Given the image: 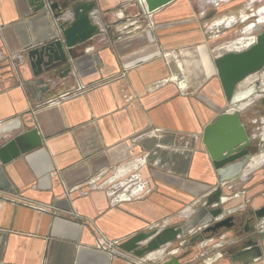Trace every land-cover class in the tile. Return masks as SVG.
I'll return each mask as SVG.
<instances>
[{"label":"crops","instance_id":"obj_1","mask_svg":"<svg viewBox=\"0 0 264 264\" xmlns=\"http://www.w3.org/2000/svg\"><path fill=\"white\" fill-rule=\"evenodd\" d=\"M85 2L94 4L99 32L69 54L40 49L62 40L60 26L71 14L60 22L28 0H0V264H259L264 242L252 261L225 249L234 241L227 234L192 244L179 239L143 257L119 248L134 235L179 225L210 198L218 184L202 134L228 103L213 64L214 37L181 28L195 13L193 0L153 14L142 0L74 4ZM170 62L180 63L181 85ZM251 80L245 86L258 79ZM263 105L261 98L228 112L237 111L255 135ZM29 129L42 145L9 159L3 146ZM248 168L223 189L225 211L264 193L256 187L264 183L262 167ZM133 172L145 183L142 194L112 202L120 191L111 194L104 182H124ZM97 233L118 242L114 256L96 247Z\"/></svg>","mask_w":264,"mask_h":264},{"label":"water","instance_id":"obj_2","mask_svg":"<svg viewBox=\"0 0 264 264\" xmlns=\"http://www.w3.org/2000/svg\"><path fill=\"white\" fill-rule=\"evenodd\" d=\"M36 11L51 12L53 18L62 21L71 14L73 20L70 24L62 23L60 33L62 40H58L40 49L45 52L53 46L65 47L70 54L78 45L90 41L98 32L99 26L91 20L90 13L94 4L85 2L74 4L75 0H28ZM178 0H143L148 14L163 9ZM38 53V52H37ZM216 76L220 82L223 94L228 103L226 111L219 114L215 120L206 126L202 134L204 155L210 170L214 173L217 188L204 203L195 204L192 215L177 226L167 227L159 232L151 231L132 236L119 245L125 252L136 257H143L158 251L160 248L168 249L170 243L184 239L192 244L201 239L203 235L212 233L206 240L219 239L223 229L228 230L234 226L232 212L224 210L222 200L223 187L229 183L244 178L250 170L248 165L254 157L252 149L256 135H253L241 122L237 111L229 113V109L239 106L251 105L255 100L263 98L259 80L245 86L251 78L264 71V30L257 33L256 41L249 48L241 52H230L216 57L213 60ZM65 74L70 72L69 66L64 68ZM262 123V122H260ZM259 148L264 146V138H259ZM42 145L41 137L36 129H29L12 140L5 143L2 152H10L9 159H14L26 152ZM253 218L244 224V250L242 254L249 255L250 260L261 257L259 243L264 241V204L255 208ZM244 220V218H243ZM165 264H179L176 258Z\"/></svg>","mask_w":264,"mask_h":264},{"label":"rangeland","instance_id":"obj_3","mask_svg":"<svg viewBox=\"0 0 264 264\" xmlns=\"http://www.w3.org/2000/svg\"><path fill=\"white\" fill-rule=\"evenodd\" d=\"M193 4L194 5L192 7V10L195 11L196 14L194 13L190 17H186V18L183 17V19L181 20H183L184 22L185 21L188 22L191 21V22L182 23L181 28L183 30L192 29L199 32L208 30L210 32V35H212L215 39L214 41L210 42L211 50L217 52L219 56L223 55L221 53L222 49L232 47L233 44L237 43L239 40L250 38L251 40L255 39L256 41L257 33L264 30V24L257 27L254 26L252 30H249L251 26H253V24L257 20H259L258 12L259 10L264 9V0H193ZM200 13H203V15L205 14V17L202 20L198 19L196 16L199 15ZM207 16H210V18H208ZM228 21L233 23L230 28H223L222 25H220L222 28L219 27L220 29L219 28L213 29V27L217 23L222 24L223 22H228ZM250 46H247V48H249ZM247 48H245L244 50H246ZM241 51L234 50V51H228V53L241 52ZM254 77H256L260 81L261 83L260 90L262 91V95H264V88H262L263 86L262 84L264 83V71H262L260 77L257 76ZM254 77L251 79H254ZM251 79L249 81H252ZM262 108L264 109V105L262 106ZM263 127H264V122L262 123L259 122L252 127V129H255L256 131L255 134L256 138L253 141L254 148L252 149V153L254 157L264 154V146L262 149L259 148L260 145L259 138L260 136L264 138L263 135H261L263 133ZM259 167H262L261 173L264 172V164L260 165ZM106 181L107 182H104V184L105 185L107 184V188L109 187L111 188L112 186L117 185L116 183L118 182V181H114V179H107ZM263 185L264 183H262L261 185L258 184L256 185V187L260 189L261 186L264 187ZM228 186L229 185H224L223 189L229 188L230 190L231 188ZM260 196H262V198H259ZM263 204H264V193L262 194L257 193L256 197H254V199H252L251 202H248L246 204L248 208L232 211V213L229 216L233 217L234 220L237 221L239 220L244 223L245 219L253 218L252 212L254 211V207L256 206L259 207ZM223 206H224L223 208H225V206H228V204H224ZM221 233L227 234L228 236H234L233 238L234 241L231 242L232 244L225 247V249L227 248L229 251H232V253L241 252V255H243L244 257L253 254L254 251H251L247 254H242V251H240L244 246V241H242V237H244L243 236L244 232L240 233L239 235H236L234 234V232L230 230L229 231L224 230ZM254 257H256L255 259H258L257 256ZM259 264H264V260H262Z\"/></svg>","mask_w":264,"mask_h":264},{"label":"bare ground","instance_id":"obj_4","mask_svg":"<svg viewBox=\"0 0 264 264\" xmlns=\"http://www.w3.org/2000/svg\"><path fill=\"white\" fill-rule=\"evenodd\" d=\"M143 2V0H142ZM144 5V3H143ZM144 10L146 11L145 9V6H144ZM147 13V11H146ZM258 19L254 24L253 26H251V28L249 30H252V28L257 27V26H260L262 24H264V9H261L259 10L258 12ZM232 22L228 21V22H223L222 24L220 23H217L213 29H218L219 27L220 28H230L232 26ZM222 25V27L220 26ZM219 28V29H220ZM255 42V39L254 40H251L250 38L249 39H242V40H239L237 43L233 44L232 47L230 48H226V49H222L221 50V53L224 54V53H228V51H241V50H244L245 48H247V46H250L251 44H253ZM241 49V50H240ZM169 64H172L174 65V68H175V71L173 72V75L171 76L172 80L175 81L177 84L181 85L183 83V78H182V68L180 66V63H177V62H170ZM171 67V66H170ZM173 71V70H172ZM262 88H264V83L262 84ZM264 121V120H263ZM262 121V122H263ZM261 156L258 158V159H255V160H252L251 159V162L250 164L253 165V167L257 168L259 167L260 165L264 164V158L262 157L261 159ZM260 159V165L258 166V160ZM257 163V164H255ZM254 168V169H255ZM247 170H250L249 168ZM253 170V169H251ZM250 170V171H251ZM134 176H136L137 174L136 173H132ZM129 176V175H128ZM137 177V178H136ZM135 178H130V179H127L126 181L124 182H117L115 186H112V190H110V193L114 195V192H119L118 194L114 195L113 197H111V201L112 202H119L120 200H123V199H127L131 196H135L136 194H138L142 189H143V185L139 178V176L137 175ZM140 180V181H139ZM119 183V184H118ZM147 189V188H146ZM122 191V192H121ZM128 194H130V196H128ZM262 226L264 227V220L262 222ZM221 240H219L217 242V244L220 242Z\"/></svg>","mask_w":264,"mask_h":264},{"label":"built area","instance_id":"obj_5","mask_svg":"<svg viewBox=\"0 0 264 264\" xmlns=\"http://www.w3.org/2000/svg\"><path fill=\"white\" fill-rule=\"evenodd\" d=\"M135 177L133 176L132 178H135ZM144 189H145V186L143 187V189L138 194H136L135 196H131V197L127 198V199L130 200L133 197L139 196L140 194H142ZM96 237H97L96 238V247L99 250H101L103 252H107L108 254L114 256L115 255V250L117 249L118 242H107L104 239V237L101 234H99V233H97Z\"/></svg>","mask_w":264,"mask_h":264},{"label":"flooded vegetation","instance_id":"obj_6","mask_svg":"<svg viewBox=\"0 0 264 264\" xmlns=\"http://www.w3.org/2000/svg\"><path fill=\"white\" fill-rule=\"evenodd\" d=\"M259 198H262V196H260ZM245 208H248L247 206ZM244 208V209H245ZM247 220H251L250 218H247L245 219L244 223L241 222V221H237V220H234V226L230 229H228L227 231H232L234 232V234L236 235H239L240 233H242L244 231V224ZM225 229H223L222 231H224ZM212 235V233H207V234H204L203 237H210Z\"/></svg>","mask_w":264,"mask_h":264}]
</instances>
